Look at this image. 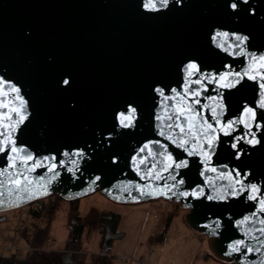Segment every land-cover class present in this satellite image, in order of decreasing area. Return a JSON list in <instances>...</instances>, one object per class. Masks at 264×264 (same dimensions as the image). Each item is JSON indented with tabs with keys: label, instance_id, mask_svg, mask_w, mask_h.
Wrapping results in <instances>:
<instances>
[{
	"label": "water",
	"instance_id": "1",
	"mask_svg": "<svg viewBox=\"0 0 264 264\" xmlns=\"http://www.w3.org/2000/svg\"><path fill=\"white\" fill-rule=\"evenodd\" d=\"M151 3L0 0V212L165 199L218 260L264 264V0Z\"/></svg>",
	"mask_w": 264,
	"mask_h": 264
},
{
	"label": "trees",
	"instance_id": "2",
	"mask_svg": "<svg viewBox=\"0 0 264 264\" xmlns=\"http://www.w3.org/2000/svg\"><path fill=\"white\" fill-rule=\"evenodd\" d=\"M54 198L55 204L59 200H64L59 196ZM82 199L70 200L73 206L69 213V235L63 247L58 250L43 249L19 255L5 254L0 257V264H124L113 252L114 244L125 235L121 229L124 204L108 200L113 207L90 206L88 211L82 214L80 211ZM55 206L48 211V219L44 221L43 228L36 233L35 244L41 246L52 236ZM172 217L173 214H169L166 226L170 225ZM94 232H98L100 236L97 251L85 247ZM164 232L161 231L160 238Z\"/></svg>",
	"mask_w": 264,
	"mask_h": 264
},
{
	"label": "rangeland",
	"instance_id": "3",
	"mask_svg": "<svg viewBox=\"0 0 264 264\" xmlns=\"http://www.w3.org/2000/svg\"><path fill=\"white\" fill-rule=\"evenodd\" d=\"M105 196L96 192L89 196L83 197L80 201V211L82 214H85L90 206H98L100 208H110L113 207L112 204L109 203ZM49 200L48 202H50ZM158 201V200H157ZM160 207L157 212H166L168 210L169 214H174V211L177 213L184 214L186 213V209H183L176 202H170L165 199H159ZM47 203L45 212L41 217V221L44 224V221L48 219V211L55 206L53 225H52V238L54 247L56 250L60 249L64 246L68 235H69V213L71 212V208L73 203L70 200H59L57 204L56 199L52 200L49 204ZM12 216V217H11ZM157 216V215H156ZM13 219V214H8V220L4 221V223H10ZM183 216L179 218L175 223L170 226L164 225L161 230L164 235L166 234V239L160 238L161 232L155 235H146L141 240L139 251L141 253H137L133 258H123L124 264H226L222 261L217 260L210 252L206 250V246H200L198 248V242L192 240L191 242L179 243L177 245L172 244V240L174 238V224H179V226L183 225ZM176 226V225H175ZM168 232V235H167ZM24 236L27 237V231H25ZM172 236V237H171ZM207 237V236H206ZM99 233L94 232L92 238L88 244H85V247L88 250L97 251L99 249ZM167 242V243H166ZM34 245L35 241L33 242ZM207 245V244H206ZM40 246V245H39ZM53 249V250H55ZM200 251V254L198 252ZM142 258V259H141ZM121 260V259H120Z\"/></svg>",
	"mask_w": 264,
	"mask_h": 264
},
{
	"label": "crops",
	"instance_id": "4",
	"mask_svg": "<svg viewBox=\"0 0 264 264\" xmlns=\"http://www.w3.org/2000/svg\"><path fill=\"white\" fill-rule=\"evenodd\" d=\"M158 200V201H157ZM152 201H144L138 203H130L123 205V218L121 221V229L124 231L125 235L122 239L118 240L114 244L113 252L114 254L123 261V258H133L139 251V246L141 240L146 235H157L163 229L167 222L169 216L168 210L166 212H157L159 210L160 204L159 199ZM157 215V216H156ZM184 212L182 214L174 211L170 226L175 223L181 216H183V225L174 224V238L172 244L175 246L179 243L191 242L195 240L198 242V248L200 246H206V250L210 252L206 235L199 234L194 231L186 223L184 219ZM176 225V226H175ZM151 233V234H150ZM168 235V232H167ZM166 237V234L164 238ZM172 237V236H171ZM163 238V237H161ZM166 239V238H165ZM167 243V242H166ZM207 244V245H206ZM200 254V251L198 252ZM142 259V258H141ZM218 260V259H217ZM220 261V260H219Z\"/></svg>",
	"mask_w": 264,
	"mask_h": 264
},
{
	"label": "built area",
	"instance_id": "5",
	"mask_svg": "<svg viewBox=\"0 0 264 264\" xmlns=\"http://www.w3.org/2000/svg\"><path fill=\"white\" fill-rule=\"evenodd\" d=\"M54 196H44L14 209L0 212V216L6 217L5 220L0 221V257L5 254L19 255L37 250L55 249L52 247V238H48L41 246L33 244L36 233L44 226L41 217L45 212L46 202L54 200ZM8 214H13V219L10 223H4L8 220ZM25 231L27 237L24 236Z\"/></svg>",
	"mask_w": 264,
	"mask_h": 264
},
{
	"label": "snow or ice",
	"instance_id": "6",
	"mask_svg": "<svg viewBox=\"0 0 264 264\" xmlns=\"http://www.w3.org/2000/svg\"><path fill=\"white\" fill-rule=\"evenodd\" d=\"M244 2H247V0H244ZM159 3L161 5V7H166L168 5V3H169V0H159ZM149 6H150V10H159V9L156 8V5L155 4H152L151 3V0H149ZM229 7H231L232 9H236L238 7V4L233 2V3H231L229 5ZM218 35H220V34L218 33ZM222 35H228V34L227 33H223ZM246 39H247V37L236 36V40L243 41V40H246ZM224 50L227 51L228 49H224ZM190 67L194 71H199V69L196 67L195 64L190 65ZM68 83H69L68 80H64V84H68ZM262 86H264V85H262ZM16 91L18 92L19 90L16 89ZM157 91L158 92H161V94H163L160 89H157ZM21 102L24 103L23 101H21ZM131 111L134 113L135 112V109L133 108V109H131ZM126 119H128V118L126 117ZM121 126L122 127H132L133 124L131 122H128V123H123L122 122ZM161 134H163V133H161ZM76 154H78L80 156H84L85 155V153L83 151H80L78 153H73V155H76ZM63 155L67 156V155H69V153L68 152H64ZM181 164H183V166H185V167L187 166L186 163L181 162L180 164H177L176 167H180ZM96 179H99V177H97ZM262 203H264V201H262ZM262 231H264V230H262ZM236 243L237 244H240L241 242L240 241H237ZM234 250H236V249H234Z\"/></svg>",
	"mask_w": 264,
	"mask_h": 264
}]
</instances>
